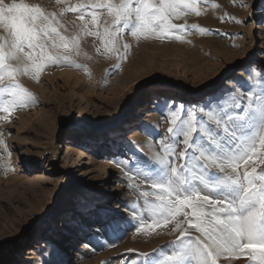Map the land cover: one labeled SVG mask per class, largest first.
I'll use <instances>...</instances> for the list:
<instances>
[{"label": "rangeland", "instance_id": "obj_1", "mask_svg": "<svg viewBox=\"0 0 264 264\" xmlns=\"http://www.w3.org/2000/svg\"><path fill=\"white\" fill-rule=\"evenodd\" d=\"M25 2L55 12L67 28L66 34L72 35L78 31L73 22L80 23L77 13L64 12L63 16L60 13L66 7L87 4L89 0H63L59 4L56 0ZM198 7L199 16L192 13L173 21L189 28L187 33H180L181 41L174 38L137 41L126 32L123 43L130 47L127 58L122 59L123 49L119 55L104 52L99 40L82 35L79 54L72 57L80 68L51 65L38 77L19 78V83L35 97V103L10 115L0 113V117H6L0 118V132L7 145V151L0 145V263L14 241L46 224L45 218L57 211L67 197L64 188L68 180L61 161L54 159L51 168L57 175L51 176L45 172L49 162L38 159L35 152L62 150L60 146L72 130L81 126L83 117L90 116L93 125L107 122L117 126L120 121L127 122V114L133 108H138L137 115L131 124L127 122L126 131L119 134L116 151L100 156L109 165L108 177L123 186L129 202L126 213L117 224L103 219L100 212L93 215L84 232L76 230L80 234L78 250L74 251L83 254L80 264H145L144 254L162 259L179 248L180 231L187 227L186 223L180 230L176 229L175 221L148 230L147 225L155 218H148L152 213L145 200L154 201V197H144L143 193L154 190L139 169L154 168L161 158H165L163 163H169L171 157L165 148L171 152L170 139L179 141L176 153L186 147L182 137L168 132L169 127H175L170 124L173 112L180 117V123L195 108L198 131L193 136L210 146L209 135L217 139L224 135L223 126H217L210 116L221 109L230 114L240 112L247 106L249 92L259 94L264 89V0H207ZM258 25L263 29L257 28ZM199 28L208 31L201 33ZM233 97L238 98L239 108ZM79 144L83 150L85 143ZM9 162L13 170L6 172L5 165ZM175 163L178 166L180 161ZM259 168L264 165L258 171ZM240 171L242 174L243 168ZM104 189V194L111 191L109 185ZM177 219L184 221L183 216ZM189 235L199 234L193 230ZM53 236L40 242L47 244L43 245L40 259L28 264H60L65 247L58 235ZM187 242L185 239L184 243ZM73 257L71 254L65 264H79ZM231 260L253 264L247 255ZM218 264H224L222 259Z\"/></svg>", "mask_w": 264, "mask_h": 264}, {"label": "snow or ice", "instance_id": "obj_2", "mask_svg": "<svg viewBox=\"0 0 264 264\" xmlns=\"http://www.w3.org/2000/svg\"><path fill=\"white\" fill-rule=\"evenodd\" d=\"M206 3L207 0H89L60 13H77L80 23H73L78 31L68 35L55 12L25 0H0V113L10 115L35 103L32 93L19 83L21 76L38 77L51 65L80 68L72 57L79 54L82 35L99 40L104 52L119 55L123 49L121 58L126 59L130 47L123 43L126 32L137 41H181L180 33H187L189 28L173 21L192 13L199 16L198 6ZM199 31L205 33L208 29ZM232 99L239 108L238 98ZM217 107L221 108L219 104ZM187 117L178 123L180 117L173 112L170 124L175 127L168 129L175 137H182L184 150L176 153L179 141L170 139L171 152L165 148L171 157L169 163H163L165 158H161L154 168L139 169L154 190L143 193L144 197H154V201L145 200L152 213L148 218H155L147 225L148 230L171 221L176 222L177 230L187 224L180 231L177 250L162 259L144 254L145 264H218L222 258L230 264L232 258L244 255L253 264H264V168L258 171L264 165V89L259 94L249 92L247 106L240 112L230 114L221 109L210 116L217 126H223L224 133L220 139L209 135L210 146L193 136L198 131L195 108ZM2 135L0 132V145L7 151ZM176 161H180L178 166ZM213 168L217 171H211ZM10 170L9 162L5 171ZM179 216L184 221L178 220ZM193 230L199 235L190 236Z\"/></svg>", "mask_w": 264, "mask_h": 264}, {"label": "bare ground", "instance_id": "obj_3", "mask_svg": "<svg viewBox=\"0 0 264 264\" xmlns=\"http://www.w3.org/2000/svg\"><path fill=\"white\" fill-rule=\"evenodd\" d=\"M257 28L263 29L261 25H258ZM136 109L138 108H133L127 114L129 124L135 120L138 112ZM127 122L124 124L120 121L117 126L107 122L93 125L90 116H86L81 120V126L72 130L65 144L60 146L63 148L62 150L52 151V149H46L35 152L38 159H46L49 162L45 172L51 176L57 175L52 171V162L54 159L61 161V167L68 180L64 188L67 197L57 211L45 218L48 221L46 224L37 226L33 234L14 241L13 247L11 246L10 250L2 256L3 261L0 264H28L39 260L44 246H47L46 243L40 244V242L54 237L53 235H58L57 238L61 245L65 247L61 254L60 264H65L71 254H74V260L79 263L83 261V254L74 251L78 250L77 242L80 234H77L76 230L79 229L80 232H84L88 227L87 225L90 224L92 216L98 212L108 222L117 224L120 221L126 213L129 202L127 196L123 193L122 184L119 181L114 182L108 177L109 165L103 162L100 156L102 154L108 156L107 152L116 151L119 134L126 131ZM83 131L86 132L82 135ZM134 136L135 133H130V137L133 138ZM80 139H83L81 141L85 143L83 150L78 147L81 142ZM98 143H101L99 147ZM106 185L111 187V191L104 194L102 191L105 190ZM72 195L75 196L70 199L69 197ZM81 215H83L82 228L79 226ZM222 261L224 264H229V261L224 258H222ZM230 264H240V262L231 260Z\"/></svg>", "mask_w": 264, "mask_h": 264}]
</instances>
